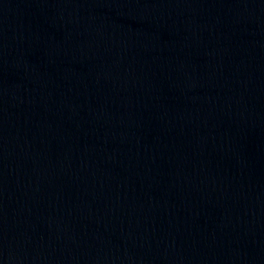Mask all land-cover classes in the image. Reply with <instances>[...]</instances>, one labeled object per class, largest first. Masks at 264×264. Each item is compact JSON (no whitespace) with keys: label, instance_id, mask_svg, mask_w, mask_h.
I'll return each mask as SVG.
<instances>
[{"label":"water","instance_id":"water-1","mask_svg":"<svg viewBox=\"0 0 264 264\" xmlns=\"http://www.w3.org/2000/svg\"><path fill=\"white\" fill-rule=\"evenodd\" d=\"M0 264H264V0H0Z\"/></svg>","mask_w":264,"mask_h":264}]
</instances>
